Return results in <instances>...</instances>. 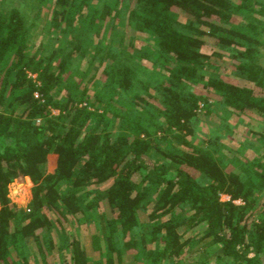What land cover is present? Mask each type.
<instances>
[{"label": "trees", "instance_id": "16d2710c", "mask_svg": "<svg viewBox=\"0 0 264 264\" xmlns=\"http://www.w3.org/2000/svg\"><path fill=\"white\" fill-rule=\"evenodd\" d=\"M252 1L54 0L48 29L72 36L48 54L29 50L24 12L0 6V264H32L31 244L39 264H120L126 251L141 264H182V226L218 246L212 264H264V152L223 143L227 121L199 145L189 138L212 96L226 114L264 120V91L225 79L200 50L208 40L253 66L264 7ZM137 32L153 41L136 54ZM14 180L30 184L26 209L8 196ZM68 216L99 226L96 259L71 230L61 233L66 256L54 253L53 223Z\"/></svg>", "mask_w": 264, "mask_h": 264}, {"label": "rangeland", "instance_id": "374dc122", "mask_svg": "<svg viewBox=\"0 0 264 264\" xmlns=\"http://www.w3.org/2000/svg\"><path fill=\"white\" fill-rule=\"evenodd\" d=\"M236 3L239 0H234ZM54 0H48L46 5H41L39 7L35 6V0H0L1 5H10L19 8L26 15L27 19L34 24L30 40H29V50L37 52L38 54L44 53L48 54L50 50H58L60 47L65 48V52L68 50V41L71 39V32H62L58 30L49 31L48 20L51 17V9L53 7ZM260 5L264 7V0H253L252 9H257ZM251 14L258 16L259 13L255 10L251 11ZM263 19L264 17L261 16ZM181 20H184V16H180ZM248 20L240 15L235 14L232 18L234 23H245ZM261 26V25H260ZM264 26V23L263 25ZM116 29H121L122 25L117 22L115 24ZM139 36L134 42V53H139L143 50V47L148 45L149 41H153V38L145 33H136ZM260 38L264 40V31L260 35ZM96 41V39H94ZM90 53L93 51V43L89 45ZM200 50L211 56L218 66V72L227 80H230L241 86L254 87L258 91H264V47H258L257 53L254 55V62L247 66L243 61L246 59L242 57H236L234 55L235 51L233 48L229 49H219L213 45L211 41L204 40L200 43ZM58 54H60L58 52ZM87 59H82L79 64L81 70L86 67ZM78 61V60H77ZM148 71L153 69V66L148 63L147 60H143ZM74 67L77 65L76 60L72 61ZM101 69V68H100ZM100 69H97L95 78L99 76ZM251 69V71H256L257 75L247 74L245 70ZM91 73H87L90 76ZM77 76V75H75ZM92 82H89V86ZM200 93L205 92V88L197 86L194 88ZM90 93L92 89L90 88ZM208 94V93H207ZM212 94H210L211 96ZM215 100L212 104L210 111L208 112L204 106L198 107L197 118L193 122V132L192 142L196 145L201 143V140L208 138L214 131L221 127L225 121L226 128H223L225 133L221 137L223 143H226L232 149H236L239 145L247 144V150L245 155L252 157L264 152V140L260 139L259 132L264 130V120L257 115H252V119L245 117H238L235 114H226L221 108L220 104L217 102V97L212 96ZM201 104V103H200ZM53 113H57L56 109L52 110ZM253 121V122H252ZM255 121V123H254ZM260 121V122H258ZM224 126V125H223ZM230 133V134H229ZM227 135V136H226ZM230 137V138H229ZM234 153V152H232ZM55 166V155L50 154L48 156V171H52ZM107 185H100L101 188ZM95 185H92L94 187ZM8 196L17 207L21 209H26L28 201L30 199L29 189L30 184L27 181H17L14 180L8 186ZM222 200H226V194L221 195ZM105 207V206H104ZM107 210V208H105ZM108 213V212H107ZM166 217V216H165ZM53 236L56 242L54 253L57 254V250L61 253V256L65 257L66 253L63 248V243L61 241V233L63 231L71 230L73 233L77 234L85 248L87 254L92 258H97V252L93 244V237L97 235L99 226L95 223L85 224L78 221L75 217L68 216L66 219L58 218L54 221L53 226ZM202 227L196 226L193 228L186 229L184 226L179 228V232L182 234V239H189L184 247L183 261L182 264H201L202 260H208V263H213V257L219 253V248L215 244H205V240H200V231ZM116 238L120 239V236L116 234ZM32 256L29 260L32 264H39V256L36 251L35 245L30 246ZM120 264H141L137 258L134 256V252L126 251L123 256V260Z\"/></svg>", "mask_w": 264, "mask_h": 264}, {"label": "built area", "instance_id": "2783aa9c", "mask_svg": "<svg viewBox=\"0 0 264 264\" xmlns=\"http://www.w3.org/2000/svg\"><path fill=\"white\" fill-rule=\"evenodd\" d=\"M32 76H34V75H32ZM199 105L202 106V104H200V103H199ZM226 198H227L226 200H228V199H229V196L226 195ZM234 202H236V203H240L241 201H240L239 199H237V200H234Z\"/></svg>", "mask_w": 264, "mask_h": 264}]
</instances>
